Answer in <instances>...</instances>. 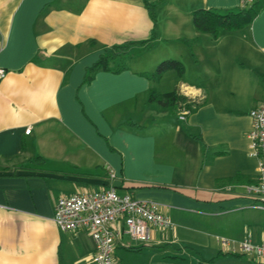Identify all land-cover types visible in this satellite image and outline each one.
I'll return each instance as SVG.
<instances>
[{
	"label": "crops",
	"instance_id": "crops-1",
	"mask_svg": "<svg viewBox=\"0 0 264 264\" xmlns=\"http://www.w3.org/2000/svg\"><path fill=\"white\" fill-rule=\"evenodd\" d=\"M148 2L154 19L144 0H0V264H92L90 233L60 230L54 207L109 186L159 203L172 223L147 244L122 235L113 264H251L239 243H264V211L245 196L257 177L247 135L264 97V9L214 39L193 12L237 11L240 0ZM157 41H182L188 60L169 92L155 85L171 71L156 82L124 63ZM127 43L122 70L87 79ZM185 87L201 104L185 121L149 100Z\"/></svg>",
	"mask_w": 264,
	"mask_h": 264
},
{
	"label": "built area",
	"instance_id": "built-area-1",
	"mask_svg": "<svg viewBox=\"0 0 264 264\" xmlns=\"http://www.w3.org/2000/svg\"><path fill=\"white\" fill-rule=\"evenodd\" d=\"M252 2L240 0L239 5L244 8ZM6 75V70L0 68V84ZM180 93L195 102L189 97L191 93L188 87L181 88ZM190 113L182 107L178 111V119L185 121ZM249 117L252 125L247 137L250 155L257 159V177L255 184L245 187V196L256 202V209L264 211V97L250 111ZM113 178L114 174L111 173L109 180ZM160 208V204L154 201L118 195L114 187L109 186L59 198L54 207L53 221L65 232L88 231L95 245L91 263L113 264L115 245L122 235L129 236L138 244H147L152 232L172 227L171 221L161 213ZM220 242L223 246H229V241L225 239ZM238 252L252 254L257 262L264 263V243L255 246L249 240H244L239 243Z\"/></svg>",
	"mask_w": 264,
	"mask_h": 264
},
{
	"label": "trees",
	"instance_id": "trees-1",
	"mask_svg": "<svg viewBox=\"0 0 264 264\" xmlns=\"http://www.w3.org/2000/svg\"><path fill=\"white\" fill-rule=\"evenodd\" d=\"M144 4L154 19V6L148 0H144ZM263 9L264 0H253L250 5L244 8L239 7L237 11H230L224 14L213 10L198 9L192 14V24L198 33L209 34L214 39H217L224 31H236L249 26ZM132 45L133 43H127L109 48L89 69L87 79H90V76L99 70H110L114 72L122 70L124 67L122 60H124V56L128 54V50ZM168 71H176L178 75H182L184 68L178 61L164 60L157 65L155 71L150 75V78L158 81ZM149 100L159 103L172 113H178L182 107L192 112L201 105L183 96L179 89L161 96L156 94L155 91H152ZM233 256L238 257L239 255L233 254ZM209 262L200 261L198 264H207Z\"/></svg>",
	"mask_w": 264,
	"mask_h": 264
},
{
	"label": "rangeland",
	"instance_id": "rangeland-1",
	"mask_svg": "<svg viewBox=\"0 0 264 264\" xmlns=\"http://www.w3.org/2000/svg\"><path fill=\"white\" fill-rule=\"evenodd\" d=\"M180 42H156L154 43V46L149 48L148 50H142L140 47L135 46L134 49H132V52L130 56L125 59V64H127L129 67L133 69H137L139 71H144V72H151L153 73L157 67V65L167 59H175L173 57H177L182 60H178L182 62L184 68L185 65H187V59L185 58V55L181 53V50L179 51L178 49L183 46V44H180ZM166 52L170 55L168 57H165ZM182 57V58H181ZM245 69L249 70L247 67ZM178 79L176 71H171L165 77L159 82V84L155 85V88L158 90V86H161L160 89L163 92H169L173 89L172 85L174 84V80ZM157 82V81H156ZM161 84V85H160ZM159 91V90H158ZM189 97H194L193 95ZM224 253L221 255L223 256ZM242 255V254H241ZM226 256H233L232 253L227 254ZM225 257V256H224ZM240 259H245L251 264H260L259 262L256 261V258L252 254H244L243 256L240 257ZM214 262V261H212ZM211 262V263H212ZM208 264V263H207ZM232 264V263H228Z\"/></svg>",
	"mask_w": 264,
	"mask_h": 264
}]
</instances>
